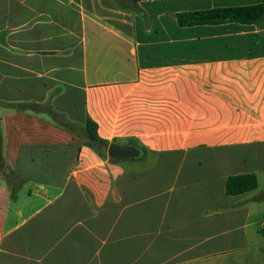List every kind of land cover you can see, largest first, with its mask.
<instances>
[{"label":"crops","instance_id":"obj_1","mask_svg":"<svg viewBox=\"0 0 264 264\" xmlns=\"http://www.w3.org/2000/svg\"><path fill=\"white\" fill-rule=\"evenodd\" d=\"M124 1L0 0V264H264V27L176 17L264 0Z\"/></svg>","mask_w":264,"mask_h":264},{"label":"trees","instance_id":"obj_2","mask_svg":"<svg viewBox=\"0 0 264 264\" xmlns=\"http://www.w3.org/2000/svg\"><path fill=\"white\" fill-rule=\"evenodd\" d=\"M116 3L125 8L124 0H115ZM132 5L137 6L141 1L146 0H128ZM178 25L181 27H192L201 25H217L231 22L241 24L258 25L264 27V3L249 6H233V7H215L209 10L192 11L179 13L176 15ZM10 106V105H8ZM13 106V105H12ZM35 112L43 111L53 115V111L49 105L33 107ZM72 130V127L65 125ZM86 136L89 138V145L99 153L101 157H106L107 153L102 148L107 149L111 143L101 139L97 134V125L87 120L85 126ZM2 136L0 131V144ZM108 152V151H107ZM1 156V154H0ZM115 162L119 160L111 158ZM259 186L258 176L255 173L237 174L229 176L226 181V194L228 196H239L247 192L254 191Z\"/></svg>","mask_w":264,"mask_h":264},{"label":"rangeland","instance_id":"obj_3","mask_svg":"<svg viewBox=\"0 0 264 264\" xmlns=\"http://www.w3.org/2000/svg\"><path fill=\"white\" fill-rule=\"evenodd\" d=\"M102 150L103 151L105 150V152L108 154L107 149L102 148ZM257 163H259V161H257ZM250 164L253 165L254 161L251 160L250 156H248L246 159V163L245 164L241 163L240 165H241V168L244 169V165H246L247 168H249ZM263 168H264V161L260 160V164L257 168V172L255 173L258 176L259 186L256 189V192H254V194L252 195V197H257L256 200L252 201L253 206L254 204L257 203V208L251 220L252 223H254L253 226L251 227V232H252V237H253V243L251 244V246L253 247V245H255V247H259V248L264 246V226H263L264 224V170ZM219 170H218V167H216V169H214V173L218 175ZM258 264H261V262H259Z\"/></svg>","mask_w":264,"mask_h":264},{"label":"water","instance_id":"obj_4","mask_svg":"<svg viewBox=\"0 0 264 264\" xmlns=\"http://www.w3.org/2000/svg\"><path fill=\"white\" fill-rule=\"evenodd\" d=\"M107 151L111 158L119 161H133L144 157V152L133 143L125 146L112 143Z\"/></svg>","mask_w":264,"mask_h":264}]
</instances>
